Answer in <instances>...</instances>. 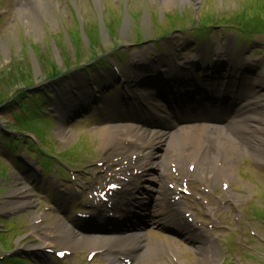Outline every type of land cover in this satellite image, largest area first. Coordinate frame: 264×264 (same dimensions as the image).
Returning <instances> with one entry per match:
<instances>
[{"label": "rangeland", "instance_id": "rangeland-1", "mask_svg": "<svg viewBox=\"0 0 264 264\" xmlns=\"http://www.w3.org/2000/svg\"><path fill=\"white\" fill-rule=\"evenodd\" d=\"M31 0H23L21 5H26ZM110 3L111 8L117 12V14L120 12V2L121 0H108ZM186 0L176 2V4H172L171 6H166L163 4L162 8H158L155 5L156 3L152 0H148V6L142 5V0H134L133 4L131 6V12H134V10H145L146 14H149V18H146V22L144 23V37L145 41L147 42L144 45H141L137 48H133L131 50L137 49L138 51H141L143 48L149 45H153V43L149 42L152 41L151 39L159 38V35L166 34L170 28L168 27V22L164 21L166 20L165 14H173L175 12L176 14H185L190 17L191 13L194 12V2L200 3L202 2V6L206 5L207 10H213L216 11V13L220 14H227L229 17H232L235 13H240L246 6V3L248 4V10L253 11L252 8L249 6H256L258 4L257 1L254 0ZM254 1V2H253ZM183 2V3H182ZM75 0H60V4L63 6L62 10L64 13V19L63 22L60 21V19L56 16V12L54 9H52L51 13L49 14L46 10H40L39 16L40 18V25L42 27V31H40L39 34L32 33L28 27V19H22L17 15V9L18 5L15 3V0H3V2L0 3V101H6L10 99V97L16 96L18 92L24 91L25 87L29 85H34L29 89L28 91L31 94H36L35 96H40V93L43 91L50 92L54 96L53 101V108L57 109L60 103L63 102L61 99L63 96H65V89H68V86L70 85V81L73 78L75 85H78V81H84V76L82 74V71L80 69L81 62H85L87 60H90L93 58V55H91L90 51L87 48H83L79 51H77L74 47V43L72 40V25L75 26V22L72 18V6L75 5ZM193 3V4H192ZM145 5V4H144ZM122 7V6H121ZM216 7V8H215ZM215 8V9H214ZM91 10V9H90ZM174 10V11H173ZM169 12V13H168ZM204 14V25H210L214 22L213 19H207L208 16ZM89 15L91 16L92 23H95V17L89 12ZM46 18L44 19V17ZM52 17L56 23V25H53L50 23V25H47L46 23H49V19L51 22ZM43 18V20H42ZM161 18V19H160ZM106 23V20H105ZM53 25V26H51ZM189 25V23H187ZM129 27H131V23L129 22ZM75 30V29H74ZM78 30V29H76ZM132 30V34H131ZM133 29H128L125 31V43H131V42H137L136 37L134 36L135 31L133 32ZM78 34V33H77ZM158 35V36H157ZM178 35V34H176ZM57 36H61L64 41L59 42V39ZM74 38V37H73ZM76 38V37H75ZM137 38H141L140 35L137 34ZM78 39V38H77ZM108 41L107 48L113 49V45L111 44V40L109 38H106ZM241 39H243L241 37ZM59 43V48L66 46L65 50H62L61 48L60 52L54 53L53 50L57 49V44ZM63 42V43H62ZM242 45L241 48L237 51V57L239 56L240 59H242L245 56V53L252 58H256V56H259L261 58V70L264 72V54H262V50H264V36H256L254 37L250 42V45L247 44L249 42L241 41ZM45 43L49 46V49L45 46ZM106 44V43H105ZM163 44V42H162ZM63 45V46H62ZM217 47H221V43L219 42V45ZM252 50L259 51V54L252 55ZM187 52V50H186ZM81 53V56L79 55ZM111 54V53H110ZM186 55V54H185ZM22 56H25L26 60L22 63ZM67 56L69 61H66L63 57ZM118 56V54H117ZM57 62V69L58 71L63 72L62 76L56 80H48V75L53 73L55 70V66H53V62ZM129 61L125 63V66H128ZM82 66V65H81ZM81 71V72H80ZM109 72V70H107ZM80 72V73H79ZM31 73V75H30ZM70 74L72 76H70ZM75 74V76L73 75ZM30 75V77H29ZM33 75L34 81L31 80V76ZM67 77V78H66ZM28 79V82L26 80ZM77 79V80H75ZM113 76L111 73H107L106 79L104 82L108 83L110 85L113 81ZM55 81H58L57 83L60 84L57 86L59 87L60 93L56 94L57 99L55 100V94L53 91H56L57 88L54 87L56 84ZM26 87V88H27ZM72 87V86H71ZM82 92H87V87H84L82 85ZM86 90V91H85ZM107 93H109L108 98H106ZM117 89L112 88L108 90L105 93L106 103H111L112 101L117 100L116 94ZM62 96V97H60ZM3 99V100H2ZM45 103L46 100H45ZM51 108V106H50ZM11 109H13L11 106L2 105L0 106V126L3 128L10 127V125H13L14 119L12 118V112ZM13 110H17L14 108ZM52 115L55 114L54 112L51 113ZM51 116V115H50ZM52 117V116H51ZM90 117V115H87V117H83V119L80 122L75 121L76 119H72L70 114L67 118H70L69 121L66 122V129L70 130L68 131L69 134L63 133V137H65V142H60L58 137V130H59V124L55 123L54 126L51 128V135L54 136V139H49L50 143H45L43 145L50 147L49 151L51 150V147L53 146L54 142L58 143H65V145H76L77 142L81 141V139H86L87 144L89 142L91 143L90 150H92L95 147V150L92 151V154L95 153L99 154L101 151V148L103 146V142L100 141L99 135L101 131H94L96 133L88 134L86 133L84 135V131L82 129L84 127H88L89 125H92L93 123H99L98 116L96 117ZM51 119V118H50ZM65 119V120H66ZM55 122V121H54ZM10 124V125H8ZM105 123H101V126H104ZM85 131H91L89 129H85ZM93 132V131H92ZM58 134V135H57ZM216 136V134H215ZM206 138V137H204ZM208 140L205 141V145H207L208 149L206 151V154H212V152L215 154L214 149H217V144L215 143L214 139L210 136L207 138ZM223 139V138H222ZM224 140V139H223ZM226 141V140H224ZM225 143V142H223ZM222 143V144H223ZM78 145V144H77ZM241 146L243 150H245V142L241 143ZM77 146H75L76 148ZM0 149L3 152H0V156L2 159L0 161V167L2 168V171L6 172V178L3 184L0 186V190L3 192L0 193V215H4L8 212V209L10 208V204L8 203V193L13 188L14 181H18L24 186L27 187V181L25 177L22 175V170L20 171L19 166L16 165L11 157H8L6 154V151L3 147V145L0 146ZM69 150L74 149L73 147H69ZM226 149L228 150V146H226ZM84 150L82 153H84ZM1 153H3L1 155ZM241 154H238V156L234 155V159H232L231 163L232 166L228 169V174H230L234 179H236V185L232 191L233 195L236 197L238 195V199L242 200L241 202L238 201L239 207L241 210L244 211V219L242 221L244 225V231L239 232V227L235 221L236 214H232V219L230 220V225L232 227H236V239H233V241H237L234 244L233 252H230L229 255H227L228 262L225 263L224 256H219V261L217 264H231V259L236 258L238 261L242 262L243 264H260V260L262 259V256L258 254L260 249H264V245L260 243H255V241L252 240V236L250 233H248V224L250 223L253 225L258 233H260L262 236H264V226L262 222L260 221H254L253 219L257 218V213L260 211V209L264 210V162H260V160H255L250 155H246L245 152L240 151ZM92 155V157H93ZM86 158V156H83ZM246 159L248 161V165L246 167H242L240 165V160ZM84 161V158L81 159V161L78 163V165L82 164ZM242 161V160H241ZM93 166V164H92ZM214 168V162L211 163V165L206 166V168H202L201 171H204L205 173H209ZM226 169V170H227ZM240 172H243V175H241ZM92 174V172H91ZM91 174L86 173L84 175V181L86 183L93 182L91 179ZM238 174H240V177L244 180H241L238 177ZM22 177V178H21ZM246 186L245 190L248 192H251L256 196L255 198V206H250L251 208H248L246 204L248 203V198L244 194L243 197H240V191L241 187ZM50 191V190H49ZM52 199V197H51ZM50 200V199H48ZM38 201L36 200V196L31 198L30 200V207L35 205ZM10 203H13L11 201ZM46 203V202H45ZM32 204V206H31ZM41 204H38L34 209H26L24 213L20 216V218H17V220H13L8 223V227H11L14 225V223L18 224V226L15 224V227L22 226L18 230V234H15L14 242H17L16 248L18 249H24V251H16L17 254H15L13 257H25L28 255L27 250L32 251V247H39V244H42V241L38 239L36 236L32 235L31 233V224L33 215L36 214V212L39 210ZM257 212H256V210ZM247 211V212H246ZM51 222H73L74 221V215L72 211H66L65 213H60L58 215H54L51 217ZM235 223V224H234ZM23 238H26V241L23 240ZM170 235L163 236L162 234H159V232H154L149 235L147 238L148 243H153L154 245L160 247V250L164 253V249H162V246L166 244V242L169 241ZM173 238V237H171ZM174 239L180 240L177 237H174ZM225 241L227 242L229 239H231V236L226 235L224 237ZM258 239V238H257ZM10 242V241H9ZM225 242V243H226ZM177 244V242L175 243ZM248 245L249 248H252L251 251L249 250H242L244 246ZM233 246V245H232ZM88 246L79 247V248H70L74 251V258L72 259V264H84L85 263V254L88 252ZM177 249L179 250V254L182 257V259L187 264H199V252L197 250L196 245H188V244H178ZM254 252L253 254H250L251 252ZM165 254H161L159 260L149 261L148 260H140L138 264H167L165 262ZM206 257V256H205ZM208 257V256H207ZM239 258V259H238ZM258 258V259H257ZM208 259V258H207ZM100 264H103L102 260L99 261Z\"/></svg>", "mask_w": 264, "mask_h": 264}, {"label": "bare ground", "instance_id": "bare-ground-1", "mask_svg": "<svg viewBox=\"0 0 264 264\" xmlns=\"http://www.w3.org/2000/svg\"><path fill=\"white\" fill-rule=\"evenodd\" d=\"M156 1V0H152ZM178 0H160V4H164L166 6H171L172 4H176ZM185 1V0H184ZM60 3V0H58ZM56 8V3L54 0H31L26 5H20L17 9V15L21 17L22 19H28V27L32 33L39 34L40 31H42V27L40 25V21L38 18L39 11L40 10H46L49 14L51 13L52 9ZM51 22L49 19V24L52 23L53 25H56L54 19L52 17ZM147 21V20H146ZM51 25V26H53ZM125 22V26H126ZM128 28V26H127ZM170 52V50H168ZM233 53H230V56H232ZM153 59L152 57H148L147 60ZM183 65V63H180ZM238 64V63H237ZM148 67L152 68L153 64L149 63L147 65ZM145 66L144 68H147ZM175 70H170L168 68V75L166 77H173L174 75H177L176 68L179 69L180 66L175 65ZM236 72H240L242 74V71L246 72H252V70H248V66L246 64L234 65ZM188 65L186 66L187 69ZM247 68V69H246ZM142 74L144 70H141ZM244 72V83L246 84V88L251 89H258L257 90V96L253 98V107L252 108H246L245 111H240L239 118L236 120V124L234 126H228L232 131H234L237 134V137H232L228 132H225L223 128L219 130V135L227 137L226 144L228 146V150L225 157L224 167L230 168L232 166V159H234V155L238 156V154H241L240 151L245 152L246 155H250L255 160H260V162H264V72H257V73H246ZM246 73V74H245ZM210 74L209 72L202 73L201 75ZM145 75V74H144ZM190 74V78H192ZM144 76L139 77L140 82H144L145 79H143ZM171 81V80H167ZM193 82V80H192ZM248 84V85H247ZM152 88H154L153 91L156 90L154 85H151ZM255 91V90H254ZM69 95L66 94V105L61 107V114L63 118H66V115L68 114V111L71 109H68L70 104L72 103L70 99L68 98ZM70 101V102H69ZM255 102V103H254ZM108 104V111L109 115L112 118H117L119 116L120 119H126L127 117L138 118L141 121L148 120L152 121L153 123H163L168 120L166 116H156L154 113L150 112L149 110L144 109H131L128 111H123L121 104H119L117 101H112ZM191 106H188L187 109H189ZM181 109L180 107H178ZM73 109V107H72ZM178 109V110H179ZM72 111V110H70ZM118 118V119H119ZM122 119V120H123ZM130 119V118H129ZM137 119V120H138ZM143 119V120H142ZM65 119H62L64 121ZM138 120V121H139ZM121 121V120H120ZM119 121V123H120ZM130 121H132L130 119ZM134 121V120H133ZM117 120L114 122L113 125H105L106 127L103 128L101 131V138L102 140H110L108 143H117L120 142V138H122L123 141H129V144L127 147H135L136 149L146 152V157L150 159L148 162L151 163V166L149 167L150 172L152 174L157 175V178L155 182L158 184L157 190L155 191L157 197V207H163L165 204H167L166 201H164V197H167L168 194L164 189V183L167 176H170L168 173V170L171 166V159L176 160V162L179 164V172L180 175H183V169L182 165H184L186 162L192 161L196 154L200 151L201 145L203 143V138L207 134V130L204 129L203 131L199 132L196 130V128H183L179 129L176 133L172 134L171 137L168 140L167 146L163 148V146H160L159 149H162L160 151H154L151 150L152 145H154L155 142L160 141L161 139L158 138L155 141H152L148 137H145L146 139H143V133L140 132H134L132 129H130L128 126L125 125V123H121L120 125H115ZM140 122V121H139ZM118 123V124H119ZM224 125V123L222 124ZM227 127V128H228ZM63 132V131H62ZM62 135V133H59ZM69 134V133H67ZM155 136H159V134L155 133ZM245 142V150H243L241 143ZM195 146V148L189 153L186 154V147L189 145ZM220 155V151L215 154L212 152V154H206L203 159V168H206V166L211 165V163L218 161ZM172 163H175L172 162ZM226 170V169H225ZM153 175V176H155ZM11 195H23L24 192V186L18 182L14 181L13 183V189L11 190ZM176 194V193H175ZM152 197V196H151ZM15 207H21L22 205H29L27 201L25 203H13ZM17 205V206H16ZM161 205V206H160ZM163 225H173L172 223L168 222H162ZM60 227L58 228V233L64 235L63 240L56 241L58 245L64 247V248H79L88 246L89 248L95 249L97 245H99V242L95 240L93 237H84L79 236L76 237L77 231L74 230V228L70 227H64L62 223H59ZM140 240V238H137ZM44 240V239H42ZM197 244L200 245L199 248V264H208L207 259L210 255V252H212V249L209 248L208 242H200L199 239H195ZM137 244L135 247H138L137 240L127 239L123 243L115 244V246H127V247H133ZM101 244V242H100ZM91 249V250H92ZM161 252L153 243H147L144 245L143 249V255L140 256V259L142 260H148L154 261L159 260L161 256ZM206 256V257H205ZM208 256V257H207Z\"/></svg>", "mask_w": 264, "mask_h": 264}, {"label": "trees", "instance_id": "trees-1", "mask_svg": "<svg viewBox=\"0 0 264 264\" xmlns=\"http://www.w3.org/2000/svg\"><path fill=\"white\" fill-rule=\"evenodd\" d=\"M3 100V99H2ZM0 103H1V101H0Z\"/></svg>", "mask_w": 264, "mask_h": 264}]
</instances>
